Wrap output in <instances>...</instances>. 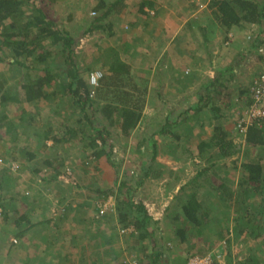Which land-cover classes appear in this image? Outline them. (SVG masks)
<instances>
[{
    "label": "rangeland",
    "instance_id": "rangeland-1",
    "mask_svg": "<svg viewBox=\"0 0 264 264\" xmlns=\"http://www.w3.org/2000/svg\"><path fill=\"white\" fill-rule=\"evenodd\" d=\"M98 1L59 0L48 10L56 15L58 24L67 27L74 31V35L79 36L82 30L86 32L85 28L92 17H96L91 14ZM133 1L135 0H128V6ZM140 1L142 0H136L131 8L134 9V14L128 11V14L122 17L111 18L115 31L121 32V39L119 38L118 42L112 41L107 35L103 36L102 40L100 39L101 35L92 36L90 34L83 40L79 56L82 65L99 69L103 60L94 58L99 49L103 47L104 49H113L116 44H119L130 53L134 73L136 75L138 73L148 80V95L143 120L131 137L120 139L116 145L117 153L123 161L120 173L123 179L130 181L133 185L134 178L142 179L144 176L143 167L147 165L152 155L142 154V148L140 149L138 145L139 139L144 138L148 141L151 136L161 131L162 125L168 118L170 119L171 111L175 110L176 113L173 115L177 117L183 114L187 107L196 104L203 85L205 83L207 85L210 79L215 78V74L221 68L230 66L232 63L235 65L236 60L241 58L239 53L247 50L250 52L245 53L246 60L242 61L241 66L237 68L236 80L229 81L226 77L221 80L229 82L231 87L225 93V98L221 100V102L228 101L229 107H225L222 113L223 117L219 120L221 123L217 124L227 130L240 145L243 141L239 137L238 125L250 107L248 102L251 99L253 81L260 72H264V63L258 60L253 49L248 47V50L246 47L245 30L235 32V37L230 38V41H226L225 33L219 30L215 37L213 36V39L204 46V39L201 40V35L188 29L187 23L190 19H195V16L200 20L203 18V10L210 0H163L166 1L168 9L163 8L159 17L147 18H144L138 11ZM69 17H72L71 21H68ZM141 18H143V22ZM134 19H137V23L131 27L129 24ZM158 28H161L163 32L167 31L166 33L171 36L176 34L177 37H180L181 45L189 41L187 48L189 52L187 51L188 53L182 56L176 55L177 59L181 58V62H186L185 65H182L184 67H171V53L169 51L162 53L166 49H162L160 36H156L159 32ZM148 38L151 45L147 44L146 39ZM172 56L175 58L173 53ZM220 56L225 57V61L228 58L229 62L224 61V64L219 65L223 59ZM16 79L20 80V78ZM238 97L243 98L242 102L237 100ZM54 109V106H49L43 111L41 119L35 121L33 129H37L39 132L47 129L52 119L51 112ZM7 110L5 107L0 109V112L6 113ZM64 112L66 115L67 113L71 114L68 107ZM68 115L66 118L70 121L76 119L75 115H71V117ZM173 115L171 117H174ZM198 120L205 124L209 123L211 120L210 111L205 110L198 116L193 113L187 118V121L180 122L169 133L159 136L156 143L158 156L152 169L154 179H149L143 187L139 188L137 199L147 204L156 219L161 217L158 236L162 235L165 244L171 249L169 253L172 264H189L190 260L199 257L198 253L201 252L205 253V256L211 254L213 261L217 264H244L240 261L248 257L251 252L259 256L261 259L259 264H264V193L253 192L242 203L234 202L235 197L229 200V194L224 192V187H227L229 191H235L241 171L240 167L236 171L232 165H229V160L224 165L212 167L208 175L201 178L202 184L205 182V178L208 179L205 182L206 186L199 190L203 193L200 197L203 203L202 211L204 212V208H206L211 213L210 222L203 227L202 232L199 233L197 230L189 232L184 244L180 242L179 232L185 230V227L183 226L184 220H176L184 200L183 195L178 196L179 189L194 176L197 169L194 161L198 155L196 147L205 135L211 133V128L207 127L208 125L200 126ZM6 129L9 132L13 131L11 126L0 130V152L5 155L2 156L5 162L4 178H6L2 191L4 203L10 213L18 209L21 203L24 204L33 221L34 217L38 215L48 219L50 215L55 214L53 219L58 221L62 230L59 237L54 238L56 240L55 247L51 248L55 264L62 260L66 263V257H69V264H83V259L92 261L96 255L95 259L97 262L99 261V264L128 263L138 257L137 254L143 252L142 246L136 245L135 239L129 235L133 229H124V224L117 220L116 214L102 218L100 208L107 206L106 208L113 209L116 204L114 197L107 195V198H104L105 192L111 191L114 184V171L111 167L106 166L105 160L101 162L102 169L94 171L92 166L79 165L78 158L84 154L78 153L77 145L60 142L56 151L63 157L71 156L70 160L66 159L64 163L67 165L66 169H68L71 180L70 183L65 184L58 183V180L46 184L45 179L54 177L52 176L53 170L46 166V161L56 157L55 150L50 149L42 152L39 139H37L38 145H36L38 150L26 151L27 155L17 148L11 150L16 138L12 134L9 138L10 142L5 144L2 134L4 135L3 131ZM5 145H7V152L3 150L6 149ZM263 152L261 151V154ZM240 153V159L243 160V155L247 154L243 151ZM14 157L18 159L15 160ZM215 157L214 160L220 157L217 152ZM30 159H36L38 163L34 171L38 180H33V182L23 180L14 183L16 178L27 177L28 173L32 174L33 169L28 170L25 174L27 165L22 163L30 161ZM71 161L74 162L72 167L69 165ZM209 163L207 162V164ZM26 179L31 180L28 177ZM37 181L39 185L33 187ZM18 190L20 191L18 192ZM98 191L101 192L98 193ZM12 197L14 200H9ZM0 222V263L12 264V261H15L16 252L20 248V243L19 245L12 243L17 230L12 233L11 231L16 227V224L14 226L13 221L2 219L1 214ZM47 226L36 227L35 231L29 232V237L26 238L27 244H24L22 253L23 255H34L33 253L38 251V259H34V264H44L43 259L46 254L43 253L45 250L42 247L41 250L38 246L35 247L30 239L37 236L39 232L41 235L39 238L46 236ZM227 228L232 230V233L226 245L225 231ZM83 242L84 248L80 247ZM144 243L147 242H140V244ZM58 244L60 245L57 247ZM99 246H102L101 252L95 253ZM230 251L231 257L229 256Z\"/></svg>",
    "mask_w": 264,
    "mask_h": 264
},
{
    "label": "trees",
    "instance_id": "trees-1",
    "mask_svg": "<svg viewBox=\"0 0 264 264\" xmlns=\"http://www.w3.org/2000/svg\"><path fill=\"white\" fill-rule=\"evenodd\" d=\"M56 1L59 0H0V109L14 105L19 107L11 113V117L0 112V130L7 123L13 125L19 120L20 128H23V134L26 135L34 128L35 121L41 119V113L49 106H54L55 109L50 115L52 119L49 127L42 131L43 136L40 132L33 133L35 137L41 136L39 139L44 147H47L48 141H52L50 149L56 152V157L46 161V166L52 168L54 177L45 179L44 182L47 184L58 180L61 184L70 183L71 177L64 163L66 159L70 160L71 156L63 157L56 151L60 142L77 145L78 153L84 154L78 158L79 165L92 166L94 171H99L102 169L101 162L105 160L106 166L114 171V184L111 191L105 192L104 198L106 199L107 195L112 196L116 204L113 209L106 208L107 206L100 208L102 218L116 214L117 220L124 224V229H133L129 235L135 239L136 245L142 246L143 249L141 254H137L139 258L134 259L139 264H172L169 253L171 249L165 244L163 236H158L161 217L156 219L147 204L137 199L136 196L140 187H143L149 179H154L152 169L158 156L156 143L159 136L169 133L180 122L187 121L193 113L198 116L205 110L210 111L209 123L205 124L198 120L200 126L208 125L211 133L205 135L196 147L198 155L194 162L197 169L192 179L182 185L178 193V196L183 195L184 197L176 216V220H184L185 230L179 232L181 243L184 244L189 232L197 230L200 233L203 227L210 222L211 213L206 208L204 212L202 211L203 203L200 197L203 193L200 190L206 186L205 182L208 181L205 178L202 184L201 178L207 176L212 167L224 165L228 160L229 165H232L236 171L240 167L237 189L229 191L227 187H224V192L229 194V200L235 197L234 202L242 203L253 192L264 193V152L261 154V151H264V119L251 122L246 133H239L243 141L240 145L227 130L217 125L221 123L219 120L223 117V110L229 107L228 101L221 102V100L225 98V93L231 87L229 82L221 80L226 77L229 81H235L237 68L241 66L242 61L246 60L245 53L250 51L239 53L241 58L236 60L235 65L232 63L224 68L219 66L221 69L217 72L218 74H215V78L210 79L207 85L206 83L203 85L196 104L187 107L184 113L177 117L173 115L176 113L175 110L171 111L170 119L168 118L162 125L161 131L151 136L148 141L144 138L139 139L138 145L140 149L142 148V154L152 155L150 161L143 167L144 176L142 179L134 178L133 185L130 181L123 179L120 173L123 161L117 153L116 145L120 139L131 137L143 120L148 95V80L134 73L130 53L119 44H116L113 49H104V47L99 49L97 56L94 57L95 60H103L99 69L82 65L79 56L81 44L90 34L92 36L99 34L100 39L107 35L112 41L118 42L121 32L115 31L111 18L122 17L128 14V11L134 14V9L128 6V0H99L91 14L96 17H92L85 28L86 32L82 30L79 36H76L74 31L58 24L56 15L48 10ZM138 7V11L144 18L155 15L156 8L152 0H142L138 3ZM71 18L69 17L68 21H71ZM141 19L143 21V18ZM136 23L137 19H134L128 24L134 27ZM187 26L193 33L197 32L201 35V40L204 39V46L213 39V36L215 37L219 30L225 33L226 41L231 40L230 35L235 37V32L245 30L246 47L253 49L258 60L264 63V54L260 52L264 49V0H210L203 10V18L201 20L199 18L190 19ZM149 38L146 41L151 45ZM196 41L198 42V39ZM188 47L189 41L180 44V51L176 45L181 56L189 52ZM222 58L219 65L229 62L228 58L226 61L225 57ZM184 63L175 55L170 65L171 67H184L182 66L185 65ZM95 71L100 73L101 78L98 86L93 87L90 84V77ZM16 78H20V81L17 82ZM237 100L240 102L243 98L238 97ZM252 103L251 98L248 104L251 106ZM67 107L71 112V114L67 113L68 117L76 116L74 121L66 118L64 111ZM3 132L4 140H8L7 143L13 133L17 134V131ZM242 151L247 154L243 155V160L239 156ZM22 152L27 155L26 151L22 150ZM216 152L220 157L214 160ZM2 156L5 155L0 152L2 161L0 164V214L2 219L8 220L9 211L4 203L2 192L5 183V162ZM14 159L18 158L14 157ZM73 163L71 161L69 165L72 167ZM46 222L50 221L46 220ZM249 223L252 222L249 221ZM61 232L60 230L57 232V237ZM240 232H243L242 229ZM231 233L232 230L227 228L225 231L226 245ZM45 239L47 240L46 237ZM14 240L17 244L13 242ZM14 240L12 243L18 245L19 239ZM46 242V247L43 246L42 249L45 250L43 253L49 257H45L43 262L44 264H55L50 246L52 243H48V240ZM140 242L147 243L140 244ZM229 253L231 257V251ZM198 254L199 257L205 256L202 252ZM249 254L240 262L259 264L261 260L259 256L251 252ZM66 259V263L57 264H69V257ZM34 263L32 261L28 264ZM130 263L121 262L120 264ZM212 264L217 263L213 261Z\"/></svg>",
    "mask_w": 264,
    "mask_h": 264
},
{
    "label": "crops",
    "instance_id": "crops-1",
    "mask_svg": "<svg viewBox=\"0 0 264 264\" xmlns=\"http://www.w3.org/2000/svg\"><path fill=\"white\" fill-rule=\"evenodd\" d=\"M136 1V0H135ZM135 1H133L131 4H130V8L132 7V6H134V3H135ZM153 2H154V7L156 8V11H155V15L154 16H157V17H159L160 15H161V10H163V8L164 9H168L167 8V5H166V1H163V0H152ZM171 4V3H170ZM171 5H173V4H171ZM197 16H195L194 18L195 19H197L196 18ZM156 18V17H155ZM143 22V21H142ZM158 33H157V35L156 36H160V42H161V47H162V49L164 48V49H166V50H163L162 51V53H167L168 51L171 53V58L173 59L174 57L172 56V53H174L175 55H179V53H178V50L180 51V49L181 48H179V46H180V43H179V38L180 37H177V35L176 34H174L173 36H171L169 33H166V32H163L162 31V29L161 28H158ZM162 37V38H161ZM148 43V42H147ZM176 45H178V50H177V48H176ZM247 49H248V47H247ZM249 50V49H248ZM169 56H170V54H169ZM175 61V60H174ZM0 71H1V68H0ZM20 81V80H19ZM19 81H17V82H19ZM12 84V83H11ZM16 105H14V106H11V107H9V108H7L8 110L6 111V114L8 115V116H12V114L11 113H13V112H15L16 111ZM18 109H19V107H17ZM20 116H21V114H20ZM17 117V116H16ZM13 118V117H12ZM16 126L15 125H9L8 123L5 125V127L7 126V125H9V126H11V128L13 129V131H17V134H16V132L15 133H13V134H15L14 136H15V142H14V144H13V149H11V150H15V148H17L18 150H24V151H36V150H38L37 149V146L36 145H38V143H37V139H39V137H41V136H43L42 135V132H40L41 133V136H38V137H35V135L33 134L34 132L35 133H39V131L37 130V129H31V130H29V132L25 135V134H23L24 132H23V128L21 127L20 128V121L18 120V121H16ZM5 127L3 128V129H5ZM20 129H19V128ZM2 129V130H3ZM6 131H7V129H6ZM2 136H4L3 134H2ZM8 141V140H7ZM7 141H5L4 143L5 144H7ZM10 142V141H9ZM39 143H40V145H41V151L42 152H46L47 150L49 151L50 150V148L52 147V144H53V142L52 141H48L47 143H46V146L47 147H44L43 145H42V142H41V140L39 139ZM6 147V149H3V150H7V145H5ZM47 148V149H46ZM19 162V161H18ZM24 165H27L26 167H25V174L28 172V170H30V169H33L32 170V174H30V173H28V175H26L28 178H30L31 180H27L26 178L27 177H23V176H20V177H18V178H16L15 180H14V183L15 182H22L23 180H25L26 182H28V181H32L33 182V180H38V178H37V174L34 172L35 171V167L37 168V166H38V163L36 162V159H30V161H24V162H22ZM31 172V171H30ZM4 179H6V178H4ZM22 179V180H21ZM20 180V181H19ZM33 184V183H32ZM41 184V183H40ZM36 185H39V183H38V181L37 182H35L34 183V185H33V187H35ZM20 190H18V192H19ZM24 191V190H23ZM18 195H19V193H17ZM9 200H14V197H12V198H10ZM19 208H21V209H19ZM18 209H15V211H13V212H9V219L8 220H11V221H13V223H14V226H15V224H16V227H14L13 228V230L11 231V233L13 232V231H15V230H17L16 232V235H14V238H18L19 239V243H20V248L17 250V252H16V256H15V261H12V264H15V263H17V264H28L29 262H32V261H34V259L36 258V260L38 259V251H35L33 254L34 255H32V254H25V255H23V247H24V244H27V241H26V238L27 237H29V232H31V231H35V228L36 227H39V226H42L43 227V225H48L47 226V231H46V236L44 235V237H41V238H39L41 235H40V232H39V234L37 235V236H35V237H32V239H30V241L31 242H33V244L35 245V247L36 246H38V248H40V250H41V247H46V244H47V240H48V243H52V245H50L51 246V248L53 249L55 246H53V245H55L56 243H55V241L56 240H54V238H57V232L60 230V231H62L61 230V227H59L60 226V224L59 223H57L56 221H55V219L53 220V218H54V215L52 216V215H50V217L48 218V219H45L44 217L42 218V216L41 215H38V216H35L34 217V221L30 218V216L28 215L30 212L27 210V208L25 207V205L24 204H22L21 203V205H20V207H19ZM37 213H38V210H37ZM59 213H61V212H59ZM58 213V214H59ZM23 217H25V218H23ZM46 220H48V221H50L49 223H47L46 222ZM52 221V222H51ZM46 222V223H45ZM1 223V222H0ZM45 223V224H44ZM31 226H33V227H31ZM21 232L23 233V234H21ZM37 232V231H36ZM34 233V232H33ZM19 235H21V236H19ZM100 235H102V233H100ZM17 236V237H16ZM45 237L47 238V240L45 239ZM51 238V239H50ZM52 240V241H51ZM81 241V240H80ZM79 241V242H80ZM85 241V240H84ZM78 242V243H79ZM80 244V243H79ZM19 245V244H18ZM60 244H58L57 245V247L59 246ZM27 247V246H26ZM25 247V248H26ZM80 247H82V248H84L85 247V245H84V242L82 243V245L80 246ZM100 250H102V246H99V248L96 250V252L95 253H99V251ZM101 252V251H100ZM43 257V256H42ZM47 258L49 257V256H46ZM97 257V255L94 257V259L92 260V261H84V259H83V264H99V261L97 262V259H95ZM98 257H100V256H98ZM87 260V259H86ZM58 261V260H57ZM38 263V262H37ZM57 263H65L63 260L62 261H58Z\"/></svg>",
    "mask_w": 264,
    "mask_h": 264
},
{
    "label": "built area",
    "instance_id": "built-area-1",
    "mask_svg": "<svg viewBox=\"0 0 264 264\" xmlns=\"http://www.w3.org/2000/svg\"><path fill=\"white\" fill-rule=\"evenodd\" d=\"M232 38V35H230ZM260 52L264 54V49H261ZM101 78L100 73L95 72L92 73L90 77V84L93 87L98 86V81ZM251 98L253 100L252 105L244 114L242 120L238 125V132L241 134L246 133L248 126L253 121L264 119V72H260L259 75L254 79L252 87H251ZM2 161L0 160V164ZM104 211V210H103ZM17 244V241H13ZM213 259L211 255H207L204 257H194L190 260L189 264H212ZM130 264H139V262L133 260Z\"/></svg>",
    "mask_w": 264,
    "mask_h": 264
}]
</instances>
